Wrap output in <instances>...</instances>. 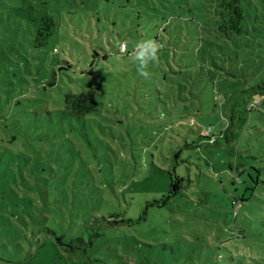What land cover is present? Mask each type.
<instances>
[{
  "label": "rangeland",
  "instance_id": "374dc122",
  "mask_svg": "<svg viewBox=\"0 0 264 264\" xmlns=\"http://www.w3.org/2000/svg\"><path fill=\"white\" fill-rule=\"evenodd\" d=\"M243 5L234 33L214 0H0V264H264V0Z\"/></svg>",
  "mask_w": 264,
  "mask_h": 264
},
{
  "label": "trees",
  "instance_id": "16d2710c",
  "mask_svg": "<svg viewBox=\"0 0 264 264\" xmlns=\"http://www.w3.org/2000/svg\"><path fill=\"white\" fill-rule=\"evenodd\" d=\"M214 1L217 2L219 8V14L222 21L221 29H225L226 31H230L234 33H239L241 31L240 24L244 14L243 0H214ZM48 32L49 30H47L46 32L39 31V33L42 34L43 36H45ZM125 49H126V45L124 48H121V50H125ZM55 50L56 49H54V51ZM256 88L259 90L258 91L259 97L248 102L246 106V110L248 112L255 108H258L259 105L264 102V81H262L261 84H258ZM65 104L67 111L73 113V115L82 116L95 111L99 104V101L96 96V93H91V92H81L79 94L68 93L67 95H65ZM209 129L210 126H208L207 128L201 127L200 130L201 135L203 137H206L207 136L206 133L209 131ZM170 180H171L170 187L168 191L162 196V198L159 201L147 202L148 205L151 204L153 205V203H158V205H164L171 197L180 193L185 187L183 183L184 177L176 174L174 170L170 172ZM71 242H79V244H76L75 246H73V248L72 247L67 248L70 249L71 252H75L77 249H81L85 244L83 239L78 236L73 238Z\"/></svg>",
  "mask_w": 264,
  "mask_h": 264
},
{
  "label": "built area",
  "instance_id": "2783aa9c",
  "mask_svg": "<svg viewBox=\"0 0 264 264\" xmlns=\"http://www.w3.org/2000/svg\"><path fill=\"white\" fill-rule=\"evenodd\" d=\"M124 47H125V45H124V43L122 42V43H121V48H124Z\"/></svg>",
  "mask_w": 264,
  "mask_h": 264
}]
</instances>
